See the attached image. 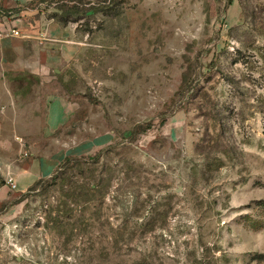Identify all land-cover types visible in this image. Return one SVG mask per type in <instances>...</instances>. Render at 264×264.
Returning a JSON list of instances; mask_svg holds the SVG:
<instances>
[{"label":"rangeland","instance_id":"374dc122","mask_svg":"<svg viewBox=\"0 0 264 264\" xmlns=\"http://www.w3.org/2000/svg\"><path fill=\"white\" fill-rule=\"evenodd\" d=\"M0 11V264H264V0Z\"/></svg>","mask_w":264,"mask_h":264},{"label":"trees","instance_id":"16d2710c","mask_svg":"<svg viewBox=\"0 0 264 264\" xmlns=\"http://www.w3.org/2000/svg\"><path fill=\"white\" fill-rule=\"evenodd\" d=\"M98 158V155H96L94 157V159ZM83 160L85 161V163H88L84 158H79V159H73V160H67L58 170L57 173H55L52 177H51V181L49 185L55 184L56 181H60V180H64L66 181L68 179V175L69 172L77 167H80L83 163ZM83 171V169H81L80 167V171ZM41 181H37L30 190H33L36 188V186L40 183Z\"/></svg>","mask_w":264,"mask_h":264},{"label":"crops","instance_id":"0c3cea01","mask_svg":"<svg viewBox=\"0 0 264 264\" xmlns=\"http://www.w3.org/2000/svg\"><path fill=\"white\" fill-rule=\"evenodd\" d=\"M0 13H1V11H0ZM4 15L1 13L0 14V30H8V29H11V28H17V29H19L18 27H17V25L16 24H14V23H9V22H7L6 21V18L5 17H3ZM19 31H20V29H19ZM12 39H5V40H3V41H1L0 42V55H4V54H8L9 52H10V48H9V44H10V41H11ZM25 173V172H24ZM23 173V174H24ZM37 173V172H36ZM22 174V175H23ZM26 176L27 175H23L22 176V178H26ZM19 177H21V176H18V178ZM18 178H17V180H18ZM35 178H37V175L36 176H34V177H32L31 179H29L28 180V182H27V184H26V187L30 184V183H32L34 180H35ZM16 180V181H17ZM16 181H14L13 180V182L15 183V186H17V183H16Z\"/></svg>","mask_w":264,"mask_h":264},{"label":"built area","instance_id":"2783aa9c","mask_svg":"<svg viewBox=\"0 0 264 264\" xmlns=\"http://www.w3.org/2000/svg\"><path fill=\"white\" fill-rule=\"evenodd\" d=\"M21 37V33L19 29L17 28H11L8 30H0V42L5 40V39H17ZM24 156H26L24 154ZM6 185H8L11 189L15 190L16 186L15 183L13 182V179L11 177H7L5 179Z\"/></svg>","mask_w":264,"mask_h":264}]
</instances>
